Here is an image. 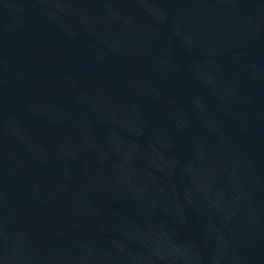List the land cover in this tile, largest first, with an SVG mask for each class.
<instances>
[{"label":"water","instance_id":"1","mask_svg":"<svg viewBox=\"0 0 264 264\" xmlns=\"http://www.w3.org/2000/svg\"><path fill=\"white\" fill-rule=\"evenodd\" d=\"M0 264H264V0H0Z\"/></svg>","mask_w":264,"mask_h":264}]
</instances>
